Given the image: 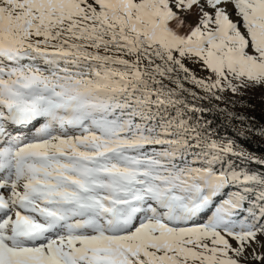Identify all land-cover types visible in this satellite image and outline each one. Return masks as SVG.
Wrapping results in <instances>:
<instances>
[{"label": "snow or ice", "instance_id": "snow-or-ice-1", "mask_svg": "<svg viewBox=\"0 0 264 264\" xmlns=\"http://www.w3.org/2000/svg\"><path fill=\"white\" fill-rule=\"evenodd\" d=\"M257 92L264 0H0V264H264Z\"/></svg>", "mask_w": 264, "mask_h": 264}, {"label": "trees", "instance_id": "trees-1", "mask_svg": "<svg viewBox=\"0 0 264 264\" xmlns=\"http://www.w3.org/2000/svg\"><path fill=\"white\" fill-rule=\"evenodd\" d=\"M250 107L243 109V113L249 115L250 117H254L258 121H261V116L263 114V109L264 107V102H259V101H250ZM249 110L251 112H249ZM240 112V110H237ZM207 119H212L214 120V127L217 128L219 134H227L229 136L235 137V132L232 131L231 127H226V121L224 120L223 117L220 115L212 116L208 115ZM233 124H236L235 121H233ZM237 130H239V126L237 125ZM243 146L248 149L250 152H255L258 155L264 154V144L260 142L257 138L251 137L250 140L247 141H241ZM253 168L258 167L257 165H252Z\"/></svg>", "mask_w": 264, "mask_h": 264}, {"label": "rangeland", "instance_id": "rangeland-1", "mask_svg": "<svg viewBox=\"0 0 264 264\" xmlns=\"http://www.w3.org/2000/svg\"><path fill=\"white\" fill-rule=\"evenodd\" d=\"M250 101H251V102H253V101L264 102V100H262V99L260 98V93H259V92L255 93V94L250 98ZM262 108H264V107H262ZM243 109H245V108H239V107H238V108L235 109V111L240 110V112H242ZM237 112H238V111H237ZM249 112H251V111L249 110ZM251 122H252V123H255V124H257V125L264 124V109H263V114H262V116H261V121H258L257 119H254V120L251 121ZM253 137L257 138L260 142H262V143L264 144V139H261L259 136H253Z\"/></svg>", "mask_w": 264, "mask_h": 264}]
</instances>
